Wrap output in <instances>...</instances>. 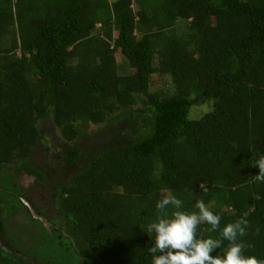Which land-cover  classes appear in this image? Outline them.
Instances as JSON below:
<instances>
[{
  "label": "trees",
  "instance_id": "16d2710c",
  "mask_svg": "<svg viewBox=\"0 0 264 264\" xmlns=\"http://www.w3.org/2000/svg\"><path fill=\"white\" fill-rule=\"evenodd\" d=\"M261 153L264 0H0V264H151L166 194L264 259Z\"/></svg>",
  "mask_w": 264,
  "mask_h": 264
},
{
  "label": "clouds",
  "instance_id": "9594fccd",
  "mask_svg": "<svg viewBox=\"0 0 264 264\" xmlns=\"http://www.w3.org/2000/svg\"><path fill=\"white\" fill-rule=\"evenodd\" d=\"M253 165L259 167L256 181L264 182V153L254 160ZM255 199H261L259 194ZM169 206L174 209L170 214ZM155 207L159 215L147 227L148 234L154 233V244L148 248L152 254L151 264H264V259L245 255V250L252 247L240 239L248 234L247 218H238L221 229V216L210 210L203 199L195 202L198 211L186 212L179 210L182 201L172 194L164 195ZM201 224L210 225L207 231H218L220 238H198L197 228ZM259 231L257 228L256 233ZM223 241L228 242L223 254L213 255L214 250L222 247Z\"/></svg>",
  "mask_w": 264,
  "mask_h": 264
},
{
  "label": "rangeland",
  "instance_id": "374dc122",
  "mask_svg": "<svg viewBox=\"0 0 264 264\" xmlns=\"http://www.w3.org/2000/svg\"><path fill=\"white\" fill-rule=\"evenodd\" d=\"M117 63L122 64V60L120 57H117ZM156 60H152V64L155 65ZM123 67L121 71L119 72H128V68L126 67V63H123ZM150 80H149V90L150 91H155V90H160V91H166L167 88H171L168 79L165 76H161L159 74L153 73L150 75ZM139 105L135 104L132 106V108H137ZM102 124H94V123H87L86 128H85V134H88L90 130H94L95 128H100ZM107 127H104V131L99 132L98 134H91L96 136L97 138H106L107 134ZM54 132L53 134L57 137L58 132L53 128ZM17 182L21 186H26L27 184L32 182V177L25 175L23 172L18 174V177H16ZM166 194V193H165ZM167 195V194H166Z\"/></svg>",
  "mask_w": 264,
  "mask_h": 264
},
{
  "label": "water",
  "instance_id": "95a60500",
  "mask_svg": "<svg viewBox=\"0 0 264 264\" xmlns=\"http://www.w3.org/2000/svg\"><path fill=\"white\" fill-rule=\"evenodd\" d=\"M21 203L28 209L31 217L38 219L42 225L48 230L50 223L43 218L42 216L38 215L35 210L31 207V205L23 198V197H18Z\"/></svg>",
  "mask_w": 264,
  "mask_h": 264
},
{
  "label": "flooded vegetation",
  "instance_id": "af4514ba",
  "mask_svg": "<svg viewBox=\"0 0 264 264\" xmlns=\"http://www.w3.org/2000/svg\"><path fill=\"white\" fill-rule=\"evenodd\" d=\"M21 172H22V171H18V172L16 173V177H18V174L21 173ZM48 231H49V229H48ZM1 233H2V234H0L1 240H6V238H5V236H4V233H3V232H1ZM1 240H0V241H1ZM0 244H1V246L3 245V244H2V241H1Z\"/></svg>",
  "mask_w": 264,
  "mask_h": 264
}]
</instances>
